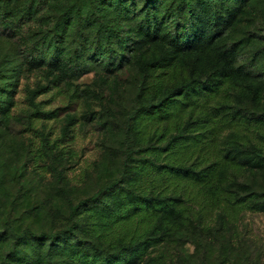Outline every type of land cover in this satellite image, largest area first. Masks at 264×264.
<instances>
[{
    "label": "trees",
    "instance_id": "1",
    "mask_svg": "<svg viewBox=\"0 0 264 264\" xmlns=\"http://www.w3.org/2000/svg\"><path fill=\"white\" fill-rule=\"evenodd\" d=\"M130 1L107 0L114 15L92 21V35L96 0H0V38L21 55L13 89L20 75L36 79L34 87L24 85L30 126L51 116L36 96L52 85L83 101V120L98 112L101 152L123 133L117 176L75 204L62 188L63 228L14 233L15 247L0 250L2 264H174L182 231L218 232L248 210L264 211V193L253 183L256 173L264 175V52L255 74L254 65L237 62L252 36H235L255 1L140 0L138 8ZM127 3L139 20L121 32ZM127 68L136 71V91L122 127L114 89ZM94 70L98 91L78 89ZM12 105L3 109L8 119ZM64 117L61 135L75 122V115ZM36 131L33 159L66 179L74 153Z\"/></svg>",
    "mask_w": 264,
    "mask_h": 264
},
{
    "label": "rangeland",
    "instance_id": "2",
    "mask_svg": "<svg viewBox=\"0 0 264 264\" xmlns=\"http://www.w3.org/2000/svg\"><path fill=\"white\" fill-rule=\"evenodd\" d=\"M130 0H128L129 2ZM247 16L236 27L235 36L240 38L250 33L252 40L239 50L238 64L258 67L263 63L264 52V0H254ZM131 2V1H130ZM139 7L140 0H132ZM128 4V3H127ZM107 5V6H106ZM121 20V32H129L138 22L130 9L132 5L124 4ZM87 27L92 35L98 25L114 15V9L108 6L107 0H96ZM85 21V17L82 18ZM87 22V21H86ZM21 55L18 49L0 38V250L3 255L14 248V233L24 228L33 233H53L63 228L62 217L68 214V202L62 194L66 189L69 199L75 204L97 191L108 179L117 176L122 161L123 133L109 139V148L101 152L100 132L97 124L98 112L91 119L83 120L84 105L82 100L73 99L64 89L61 93L51 87L39 92L36 102H41L50 117H41L34 127L28 120L29 105L24 85H36L33 74L20 75L15 90L13 84L18 76ZM94 70L82 78L78 89L88 88L90 92L98 91L96 83L101 77ZM136 71L127 68L119 72L118 88L114 89V97L118 104L113 107L118 124L122 127L132 109L136 91ZM44 83V82H43ZM14 90V92H12ZM108 89L105 88V91ZM106 95V93H105ZM12 101L10 118H6L3 109ZM93 111L99 106L91 97ZM259 113L264 116V104L259 106ZM55 112V114H54ZM67 113L75 115V122L69 130L62 134ZM44 131L60 146L74 153L75 163L68 166L66 179L59 180L46 162L33 159L30 140L38 144L36 129ZM61 135V136H60ZM89 170L86 181L84 171ZM51 170V171H50ZM96 170L100 178L96 176ZM253 180L256 191L264 193V175L256 173ZM264 200V196L262 198ZM211 228L218 225L211 221ZM179 246L173 250L174 264H264V211L248 210L241 214L237 221L223 226L219 231H204L201 235L191 226L179 233ZM8 240V244L4 240ZM2 264V263H0ZM17 264H21L17 262Z\"/></svg>",
    "mask_w": 264,
    "mask_h": 264
}]
</instances>
